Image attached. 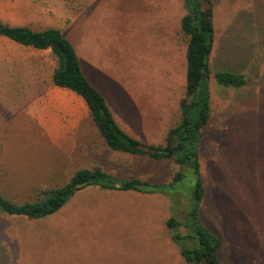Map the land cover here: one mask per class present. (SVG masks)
Wrapping results in <instances>:
<instances>
[{
	"label": "rangeland",
	"instance_id": "1",
	"mask_svg": "<svg viewBox=\"0 0 264 264\" xmlns=\"http://www.w3.org/2000/svg\"><path fill=\"white\" fill-rule=\"evenodd\" d=\"M211 1L210 119L198 147L201 219L221 240V264H264V0ZM186 11L184 0H0L3 22L58 26L77 53L93 57L96 68L87 70L106 85L121 128L154 145L164 144L180 120L188 40L180 19ZM27 52L0 36V192L6 199L34 200L76 170L97 166L116 178L171 180L172 160L110 150L99 134L96 156L75 158L74 169L59 173L71 166L35 139L30 124L12 130L24 87L19 78L27 74L12 62ZM220 69L243 73L247 84H216L212 74ZM177 186L173 196L88 186L38 219L0 211V264H187L165 226L189 206L181 199L191 182Z\"/></svg>",
	"mask_w": 264,
	"mask_h": 264
},
{
	"label": "trees",
	"instance_id": "2",
	"mask_svg": "<svg viewBox=\"0 0 264 264\" xmlns=\"http://www.w3.org/2000/svg\"><path fill=\"white\" fill-rule=\"evenodd\" d=\"M184 2L187 11L180 19V28L188 37L185 93L179 103L180 120L168 129L162 145L141 142L120 128L103 95L83 74L72 44L58 28L32 29L26 25H9L0 19L1 37L25 47L49 48L52 51L56 59L52 83L76 92L85 100L92 123L110 150L141 155L152 160L169 159L177 166L171 180L164 184L139 178H116L98 166L92 169L81 168L62 185L37 192L36 198L31 201L13 202L0 192L1 212L38 219L59 210L74 194L88 186L173 196L180 193L177 185L189 181L191 190L185 191L186 196L181 199L189 203V206L181 209L183 218L171 216L165 222L170 239L178 246L179 254L187 264H221L218 258L221 240L201 219L204 187L198 155L202 133L210 119L209 58L215 36L213 7L211 0ZM212 77L216 84L223 87L240 88L248 82L243 73L228 69L215 71Z\"/></svg>",
	"mask_w": 264,
	"mask_h": 264
},
{
	"label": "crops",
	"instance_id": "3",
	"mask_svg": "<svg viewBox=\"0 0 264 264\" xmlns=\"http://www.w3.org/2000/svg\"><path fill=\"white\" fill-rule=\"evenodd\" d=\"M45 27L58 28L62 32L61 28L55 25L42 26V28ZM62 34L65 36L63 32ZM9 41L18 47L28 50L27 56H21L17 60L13 59L12 62L13 65H21V70H26L27 72V74H24L25 77L21 76L19 78L21 80L19 84L24 87L18 90L16 108H18L19 112L13 117L12 130L13 132H21V127L26 126L27 128L28 124H30L28 127L36 133L35 139H41L42 143H46L51 149L57 150L58 153L60 152V156L64 158L63 160H66V165L71 166L69 169L59 167V173H68L74 169L75 158L95 155L94 144L97 141H94V138L97 139V134L99 133H97L98 131L92 123L89 108L79 94L52 83L51 76L56 67V59L49 48L35 49ZM79 53L76 55L83 74L103 95L116 123L121 128L122 125L116 120L114 108L107 96L104 95L105 92L102 87L106 85L101 84L102 80L99 75L87 70L88 68L94 69V58L92 57V60H89ZM25 87L26 89H23ZM24 115L26 117H23ZM124 130L131 135L127 128H124ZM71 160L73 163H71ZM175 254H178L177 251Z\"/></svg>",
	"mask_w": 264,
	"mask_h": 264
}]
</instances>
